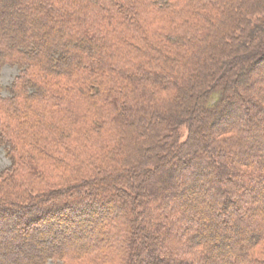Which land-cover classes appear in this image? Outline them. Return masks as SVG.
Wrapping results in <instances>:
<instances>
[{
	"label": "trees",
	"instance_id": "1",
	"mask_svg": "<svg viewBox=\"0 0 264 264\" xmlns=\"http://www.w3.org/2000/svg\"><path fill=\"white\" fill-rule=\"evenodd\" d=\"M6 65L0 264H264V0H0Z\"/></svg>",
	"mask_w": 264,
	"mask_h": 264
},
{
	"label": "rangeland",
	"instance_id": "2",
	"mask_svg": "<svg viewBox=\"0 0 264 264\" xmlns=\"http://www.w3.org/2000/svg\"><path fill=\"white\" fill-rule=\"evenodd\" d=\"M18 72H19V69H18L17 66L6 65V66L3 67L2 71H1V75H0V82L2 83V85L5 88L4 91H3L4 95H9V91L7 90V87H9L11 85L12 81L14 80V78L18 74ZM230 94L231 95L232 94L236 95L237 94L236 90H234V89L231 90ZM243 94H245V93H243ZM247 96H249V95H247ZM240 115L241 116L244 115L242 113V110L237 112V113H235L234 116L237 118ZM244 121L247 122L246 117L244 118ZM8 165H10V159L8 158V156L6 154L5 148L0 147V170L5 168V167H7ZM217 195H219V193H217ZM147 222H149V224L151 223L149 220H147ZM155 225H156L155 228H154L155 231L160 232V230L162 229L161 226L163 225V223L158 222V223H155ZM95 232L96 231L92 232V234H91L92 237L95 236ZM23 235L29 236V233L28 232H24L22 234V236ZM151 243H152V241H149V244H151ZM40 246H42V245L40 244V242H38L37 245L34 246L35 249H33V250L36 251V249L39 248ZM67 263L68 262H66V260L64 261V260L60 259V260H49V262L47 264H67ZM68 264H70V263H68Z\"/></svg>",
	"mask_w": 264,
	"mask_h": 264
}]
</instances>
